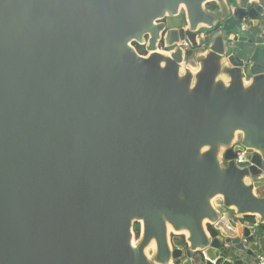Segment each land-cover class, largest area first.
Segmentation results:
<instances>
[{"label": "water", "instance_id": "water-1", "mask_svg": "<svg viewBox=\"0 0 264 264\" xmlns=\"http://www.w3.org/2000/svg\"><path fill=\"white\" fill-rule=\"evenodd\" d=\"M263 171L264 0H0V264H248Z\"/></svg>", "mask_w": 264, "mask_h": 264}, {"label": "built area", "instance_id": "built-area-1", "mask_svg": "<svg viewBox=\"0 0 264 264\" xmlns=\"http://www.w3.org/2000/svg\"><path fill=\"white\" fill-rule=\"evenodd\" d=\"M181 11H182V9H180V12ZM178 46L180 48H182L184 51L189 49V45L186 42H180L178 44ZM159 50H164V49L162 47H159ZM245 155H246L245 151L238 152L236 154V158H235L236 164L243 163L245 160ZM251 180L260 181V182L264 183V171L261 173L260 176L253 178ZM237 223L243 224V225H248V227H250V229H251L252 234L256 237V242L254 243L253 246H255L259 249V253H255V260L250 264H264V252H263V249H264V228H262L261 226H259L257 224V219H255L254 223L251 225L249 223H244L240 220H238Z\"/></svg>", "mask_w": 264, "mask_h": 264}, {"label": "rangeland", "instance_id": "rangeland-1", "mask_svg": "<svg viewBox=\"0 0 264 264\" xmlns=\"http://www.w3.org/2000/svg\"><path fill=\"white\" fill-rule=\"evenodd\" d=\"M207 8H209V6L207 7ZM198 49V50H197ZM191 50H193V52H194V54H193V56L192 57H190V58H188L187 59V62H188V64L189 65H194V56H195V54H198L199 52H201V50L199 49V48H193V49H191ZM197 50V51H196ZM257 194L259 195V196H264V186L262 187V188H260V189H258L257 190ZM240 219V221H242V222H248V223H250V224H252V219L253 218H244V217H241V218H239ZM136 226V225H135ZM135 226H134V229H133V233H134V242H136L137 240H138V237L139 236H136V231H135ZM258 236V235H257ZM179 238H175L174 239V241L175 240H178ZM250 246V248H252L253 249V251L255 252V253H259V249L257 248V247H255V246H252V245H249ZM263 252H264V249H263ZM149 253V255H150V257H152V253L151 252H148ZM250 260V259H249ZM248 260V261H249ZM254 260H255V258H254Z\"/></svg>", "mask_w": 264, "mask_h": 264}, {"label": "trees", "instance_id": "trees-1", "mask_svg": "<svg viewBox=\"0 0 264 264\" xmlns=\"http://www.w3.org/2000/svg\"><path fill=\"white\" fill-rule=\"evenodd\" d=\"M213 7H214V4H213V3L210 4V8H213ZM134 47L136 48L137 52H138L140 55H144V54H145V52H144V50H143L142 47H140V46H138V45H136V44H134ZM206 49H207V44H206V43L200 45V50H201V52L206 51ZM187 57H188V58L192 57V52H191V51H188V52H187ZM245 218H253V217H245ZM254 220H255V218L252 219V224L254 223ZM135 228H136V229H135V231H136V236H139V226L136 225ZM263 228H264V227H263Z\"/></svg>", "mask_w": 264, "mask_h": 264}, {"label": "bare ground", "instance_id": "bare-ground-1", "mask_svg": "<svg viewBox=\"0 0 264 264\" xmlns=\"http://www.w3.org/2000/svg\"><path fill=\"white\" fill-rule=\"evenodd\" d=\"M195 70V69H193ZM248 84V83H246ZM239 133H236V136H238ZM205 223V222H204ZM167 232L170 233H175L170 227H168ZM175 234H182L184 236H187V232L183 231V232H178ZM154 251V242H152L146 249H145V254L147 255L148 258H151L148 252Z\"/></svg>", "mask_w": 264, "mask_h": 264}, {"label": "crops", "instance_id": "crops-1", "mask_svg": "<svg viewBox=\"0 0 264 264\" xmlns=\"http://www.w3.org/2000/svg\"><path fill=\"white\" fill-rule=\"evenodd\" d=\"M214 3V2H213ZM214 4H216V3H214ZM201 53H203V52H199L198 54H201ZM197 54V55H198ZM186 64L188 65V62H187V60H186ZM190 66H192V67H194V68H196L197 67V65H196V63L194 62V65H190ZM244 223H248V222H244ZM250 224V223H249ZM251 225V224H250ZM263 228V227H262ZM252 249V248H251ZM253 250V249H252ZM254 261V258H250V260L248 261V264H250V263H252Z\"/></svg>", "mask_w": 264, "mask_h": 264}, {"label": "flooded vegetation", "instance_id": "flooded-vegetation-1", "mask_svg": "<svg viewBox=\"0 0 264 264\" xmlns=\"http://www.w3.org/2000/svg\"><path fill=\"white\" fill-rule=\"evenodd\" d=\"M208 6H209V8H207ZM208 6H207L206 8H207V9H210V4H209Z\"/></svg>", "mask_w": 264, "mask_h": 264}]
</instances>
